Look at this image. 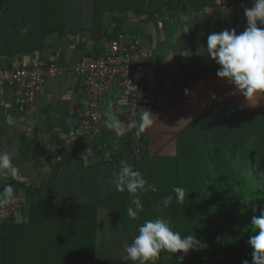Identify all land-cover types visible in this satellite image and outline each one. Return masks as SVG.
Masks as SVG:
<instances>
[{
  "label": "crops",
  "instance_id": "0c3cea01",
  "mask_svg": "<svg viewBox=\"0 0 264 264\" xmlns=\"http://www.w3.org/2000/svg\"><path fill=\"white\" fill-rule=\"evenodd\" d=\"M27 1L14 17L22 26L64 23L75 32L52 33L46 39L51 46L41 51L10 59L0 56V68L42 66L51 61L59 65L57 74L46 80L43 91L24 111L15 104L13 88L0 87V152L12 154L18 171L28 178L22 184L33 189L30 198L23 192L14 194L24 198L28 210H22L12 223H0V264H132L126 262L124 245L132 242L138 229H126L102 207L94 230L93 215L72 206L94 204L107 195L115 187L113 173L120 169L105 164L108 160L119 162L114 156L121 138L112 131L98 137L87 132L70 134L89 100L84 77L74 72V65L83 55L103 53L102 41L95 42L91 29L95 0ZM177 1L147 0L143 14L119 20L116 9L103 18L104 36L117 37L120 26L128 35L141 37L149 48L141 77L146 88L140 97L153 93L160 102L150 108L157 117L154 125L143 132L151 153H176L179 132L208 105L264 109V98L253 100L254 106H250L242 95L233 94L235 86L218 77L216 70L205 78L193 76L206 68L220 67L207 55V37L225 29L243 32L247 26L245 8L193 15L184 7H173ZM103 5L108 8L112 2ZM58 8L63 14L55 16ZM159 8L162 12L149 17ZM120 101L125 102L123 89L112 86L101 101L104 115L110 104L118 116L114 105ZM9 115L12 124L8 123ZM59 154L62 159H55ZM124 160L132 164L133 157ZM14 181L5 172L0 176V187Z\"/></svg>",
  "mask_w": 264,
  "mask_h": 264
},
{
  "label": "trees",
  "instance_id": "16d2710c",
  "mask_svg": "<svg viewBox=\"0 0 264 264\" xmlns=\"http://www.w3.org/2000/svg\"><path fill=\"white\" fill-rule=\"evenodd\" d=\"M106 1L112 2L108 8L103 5ZM217 1L228 2L178 0L173 7H184L192 12ZM146 2L95 0V24L91 28L95 42L99 43L106 34L103 18L107 12L118 9L120 14L115 17L123 20L129 15L143 14ZM26 3L29 2L0 0V56L10 59L41 51L51 46L46 39L52 33L66 35L75 32L67 29L64 23L22 26L14 17L21 13ZM59 10L53 14L59 16L62 13ZM159 11L162 12L161 8L151 11L149 17ZM25 27L28 31L22 33L21 29ZM116 29L124 32L120 26ZM218 69L206 68L203 73L193 76L205 78L211 71ZM159 103L151 104L146 109ZM146 109H140L139 114ZM139 114L136 127L120 139L118 155L114 156L119 162L108 160L105 164L117 167L126 156L133 157L131 165L134 169L139 170L157 188L155 192L149 190L138 193L143 211L137 219L130 218L127 209L129 206L135 207L131 204L133 194L127 190L117 191L115 187L96 203L72 204L73 208L87 210L93 215L91 223L94 230L98 211L103 207L126 229H139L145 220L162 217L168 219L182 236L193 235L201 242L188 253L162 251L155 264H242L244 260L251 264L253 249L248 240L255 234L251 220L253 216L260 215L261 208H264V109L208 105L179 132L176 153H151L148 138L142 132L141 154L138 158L132 141L134 129L138 128ZM7 186L12 187L10 197L23 192L30 198L33 190L14 181L1 186L0 193ZM174 187L185 189L182 203L176 201ZM168 195L173 196V202L165 208L162 200ZM27 210L28 205L23 208V211Z\"/></svg>",
  "mask_w": 264,
  "mask_h": 264
},
{
  "label": "clouds",
  "instance_id": "9594fccd",
  "mask_svg": "<svg viewBox=\"0 0 264 264\" xmlns=\"http://www.w3.org/2000/svg\"><path fill=\"white\" fill-rule=\"evenodd\" d=\"M244 14L247 19V26L243 32L237 33L236 29H225L222 32H214L207 37L206 52L208 57L215 60L220 66L217 76L227 78L228 82L235 86L233 94L239 93L250 106H254L253 100L264 98V0H254L251 8H245ZM28 28L21 29L22 33H27ZM187 91V90H186ZM215 98V94H213ZM146 109V108H145ZM108 126L117 135H123L136 127V122L126 128L118 117L113 114L111 105L105 112ZM156 115L150 109H146L139 114L138 132L150 129L155 121ZM8 123H13V117H7ZM7 173L15 178L18 173L17 166L11 153L0 152V176ZM112 184L117 191L127 190L132 195L131 204L127 215L132 219H137L139 213L143 211V204L138 193L149 190L155 192L157 188L149 183L139 170L134 169L127 160L121 161L118 172L113 173ZM175 199L182 203L185 196V189L174 187ZM12 193V187H5L0 193V204H6ZM173 202V196L168 195L162 200L165 208ZM254 235L249 237L248 243L253 251L251 264H264V208H261L260 215H255L251 220ZM201 242L193 235L182 236L176 231L168 219L157 217L145 220L138 229L130 244L124 245L127 260L132 264H155L162 251L177 253L183 251L188 253L195 250ZM242 264H250L244 260Z\"/></svg>",
  "mask_w": 264,
  "mask_h": 264
},
{
  "label": "built area",
  "instance_id": "2783aa9c",
  "mask_svg": "<svg viewBox=\"0 0 264 264\" xmlns=\"http://www.w3.org/2000/svg\"><path fill=\"white\" fill-rule=\"evenodd\" d=\"M254 0H230L228 2L217 1L206 5L202 10H193L192 14L210 15L219 10H235L238 8H251ZM162 27V22H158ZM103 53L94 57L83 55L74 65V72L84 77V85L89 94L86 107L79 111V121L71 130L72 136L82 132H88L94 137L102 136L105 131H112L104 115L101 101L104 93L112 86L118 85L123 89L125 102L120 101L114 105L118 113V119L127 128L128 125L136 122L140 109L148 108L151 104L158 102L159 96L148 94L145 98L140 93L146 88L141 77L144 69V59L149 54V48L141 37L128 35L126 32H119L117 37L110 38L103 36ZM59 71L56 61H51L42 66H17L14 68H0V87L10 86L14 90L15 104L24 111L27 105L35 102L38 95L43 91L45 82ZM127 111L124 112V107ZM134 128V127H133ZM134 129L132 141L137 156L141 154L142 132ZM50 146L47 144V148ZM61 160L62 156H56ZM15 180L20 183H27L28 178L18 171ZM25 200L21 195H13L8 198L6 204H0V223H12L15 221L24 208ZM27 219V218H26Z\"/></svg>",
  "mask_w": 264,
  "mask_h": 264
},
{
  "label": "rangeland",
  "instance_id": "374dc122",
  "mask_svg": "<svg viewBox=\"0 0 264 264\" xmlns=\"http://www.w3.org/2000/svg\"><path fill=\"white\" fill-rule=\"evenodd\" d=\"M138 158H139V156H138ZM116 255V254H115ZM117 255H118V253H117ZM127 258V257H126ZM116 262H119L118 260H119V258H113ZM126 262H130V261H126ZM123 264V263H122Z\"/></svg>",
  "mask_w": 264,
  "mask_h": 264
}]
</instances>
